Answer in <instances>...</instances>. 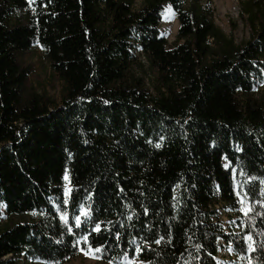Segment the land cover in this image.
Masks as SVG:
<instances>
[{"label":"trees","instance_id":"16d2710c","mask_svg":"<svg viewBox=\"0 0 264 264\" xmlns=\"http://www.w3.org/2000/svg\"><path fill=\"white\" fill-rule=\"evenodd\" d=\"M241 5L236 44L198 0H0V264H264V0Z\"/></svg>","mask_w":264,"mask_h":264},{"label":"rangeland","instance_id":"374dc122","mask_svg":"<svg viewBox=\"0 0 264 264\" xmlns=\"http://www.w3.org/2000/svg\"><path fill=\"white\" fill-rule=\"evenodd\" d=\"M201 4H209L212 14L213 23L218 27L225 35L233 38L236 44H242L250 35L249 27L244 21V16L241 14L242 2L246 0H198ZM169 8L171 13H169ZM179 26L178 19L173 12L172 8L168 6L165 9V14L161 20L159 30L161 35L165 36L169 43H172L176 39L177 29ZM144 62L145 60L141 58ZM33 64V71L31 73V81L35 90L39 94H46L55 102L59 103L63 91V82L59 80L52 72L48 61L46 60L42 50L36 48L33 56L31 57ZM264 83L256 86L257 92H264ZM239 209L246 217L251 216L253 213L252 207L247 203L243 194L238 193ZM251 209V211H248ZM221 218L225 226L232 223L237 217L228 209L220 210ZM23 217L10 218L11 222L18 220H24ZM231 251L223 249L219 254V264H227L231 259ZM21 264H25L22 262ZM61 264H139L138 261L131 260L127 257L122 258L120 261L111 263L104 262L100 259L97 251L94 250H80L76 255L69 258L67 261Z\"/></svg>","mask_w":264,"mask_h":264},{"label":"snow or ice","instance_id":"6c2138e0","mask_svg":"<svg viewBox=\"0 0 264 264\" xmlns=\"http://www.w3.org/2000/svg\"><path fill=\"white\" fill-rule=\"evenodd\" d=\"M168 11H169V13H171V9H170V8H169ZM157 146H159V145H157ZM65 179H67V177H65ZM248 211H251V209H248ZM245 214H247V212H246ZM62 218L66 219V217H62ZM76 220H77V224H79V217H76ZM97 230H99V225H97ZM248 240L251 241V240H252V237L249 236V237H248ZM158 242H159V241H157V243H158ZM249 247H251V243L249 244ZM253 250H254V249H253ZM96 251L99 252L100 249H96Z\"/></svg>","mask_w":264,"mask_h":264}]
</instances>
